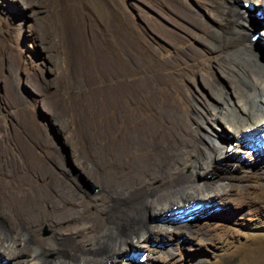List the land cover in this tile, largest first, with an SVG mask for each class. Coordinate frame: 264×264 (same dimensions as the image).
Instances as JSON below:
<instances>
[{
	"label": "rangeland",
	"instance_id": "obj_1",
	"mask_svg": "<svg viewBox=\"0 0 264 264\" xmlns=\"http://www.w3.org/2000/svg\"><path fill=\"white\" fill-rule=\"evenodd\" d=\"M246 1L230 5L251 11L252 27L239 35L250 45L255 40V57L264 63V0L259 5ZM222 3L0 0V150L11 155L3 165L0 158V169L7 170L0 186H18L22 168H33L43 153L62 154L64 165L78 171L74 155H80L85 167L78 179L92 193L99 188L94 169L113 163L134 173L136 164L150 163L152 149L144 144L145 137L153 134L155 148L170 141L173 129L168 125L186 114L189 91L205 110L215 103L203 70L180 49L186 44L197 48L202 24L208 25L209 39L218 46L214 35L221 39L223 13L213 15L205 7ZM208 65L229 100L246 90L236 76L222 77L214 70L216 64ZM204 109L200 107L198 123L208 137L206 146L213 148L209 137L220 142L226 133ZM262 124L256 133L240 138L224 127L229 152L215 161L206 179L212 182L215 198L175 211L166 224L169 236L142 241L120 264H264ZM114 174L109 178L119 179ZM0 211H5L3 206ZM52 233L47 227L42 236L51 238ZM0 264L15 263L0 254Z\"/></svg>",
	"mask_w": 264,
	"mask_h": 264
},
{
	"label": "bare ground",
	"instance_id": "obj_2",
	"mask_svg": "<svg viewBox=\"0 0 264 264\" xmlns=\"http://www.w3.org/2000/svg\"><path fill=\"white\" fill-rule=\"evenodd\" d=\"M231 2L236 4L237 0H224L220 6L205 7L210 14L223 13L218 26L222 31L221 39L216 35V40L213 39L218 46L209 39L212 33L208 25L202 24L195 41L197 48L186 44L180 49L188 53L184 57L193 58L195 65L203 70L204 84L216 104H208L205 110L197 103L196 94L189 91L186 114L169 122L168 126L173 129L168 134L170 141L155 148L157 142L153 134L145 137L144 144L152 149L148 152L151 162L132 161L138 163L134 173L113 163L99 167L102 169L99 171L94 169L93 176L98 178L97 193L84 188L78 179L85 167L80 155H74L78 171L65 166V157L58 152L37 154L33 168H22L18 186H0V204L5 210L0 211V254L15 264H120L142 241L169 236L171 230L166 224L175 211L215 198L217 193L211 191L212 182L206 179L212 175L215 161L222 160L229 152L224 144L229 134L224 127L240 138L247 132L259 131L264 121V63L255 57V40L251 39L250 45L248 38L239 35L242 29L252 27L248 23L251 11L249 8L241 10L230 5ZM250 2L260 4V0L246 1ZM208 64H216L214 70L222 77L236 76L246 84V90H239L236 99L229 100ZM215 92H219V96ZM200 107L226 133L220 142L209 137L213 148L206 146L208 137L202 134L198 123ZM0 158L3 165L11 155L9 151L0 150ZM187 168H192L193 172L188 174ZM111 172L119 179L109 178ZM6 175L7 170L2 167L0 181ZM47 227L53 231L51 238L42 236Z\"/></svg>",
	"mask_w": 264,
	"mask_h": 264
},
{
	"label": "clouds",
	"instance_id": "obj_3",
	"mask_svg": "<svg viewBox=\"0 0 264 264\" xmlns=\"http://www.w3.org/2000/svg\"><path fill=\"white\" fill-rule=\"evenodd\" d=\"M191 218V217H190ZM140 256L142 257L143 255H142V253H140Z\"/></svg>",
	"mask_w": 264,
	"mask_h": 264
}]
</instances>
